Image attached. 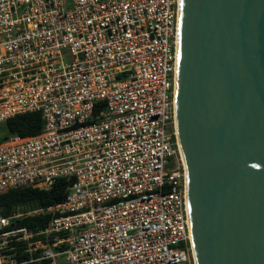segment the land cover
Returning <instances> with one entry per match:
<instances>
[{"label":"built area","instance_id":"2783aa9c","mask_svg":"<svg viewBox=\"0 0 264 264\" xmlns=\"http://www.w3.org/2000/svg\"><path fill=\"white\" fill-rule=\"evenodd\" d=\"M180 0H0V194L65 200L0 216V264H196L175 127ZM103 107L95 108V104ZM54 213L44 227L14 219Z\"/></svg>","mask_w":264,"mask_h":264},{"label":"water","instance_id":"95a60500","mask_svg":"<svg viewBox=\"0 0 264 264\" xmlns=\"http://www.w3.org/2000/svg\"><path fill=\"white\" fill-rule=\"evenodd\" d=\"M178 27L196 264H264V0H180Z\"/></svg>","mask_w":264,"mask_h":264},{"label":"trees","instance_id":"16d2710c","mask_svg":"<svg viewBox=\"0 0 264 264\" xmlns=\"http://www.w3.org/2000/svg\"><path fill=\"white\" fill-rule=\"evenodd\" d=\"M103 107V103L95 104V108ZM5 134L0 138V143L17 136L25 138L38 134L43 128V119L39 112L15 115L3 124ZM71 178L58 179L49 189L23 187L8 190L0 194V216H11L18 211H27L34 208H46L65 200L68 194ZM54 213L41 216H22L13 220L17 226L34 228L44 227L54 217Z\"/></svg>","mask_w":264,"mask_h":264},{"label":"bare ground","instance_id":"6f19581e","mask_svg":"<svg viewBox=\"0 0 264 264\" xmlns=\"http://www.w3.org/2000/svg\"><path fill=\"white\" fill-rule=\"evenodd\" d=\"M177 70V69H176ZM175 102H176V80H175ZM177 117H176V108H175V127H176V129H177ZM178 144H179V142H178ZM179 147H180V145H179ZM181 151V150H180ZM182 154V153H181ZM192 239V238H191Z\"/></svg>","mask_w":264,"mask_h":264},{"label":"rangeland","instance_id":"374dc122","mask_svg":"<svg viewBox=\"0 0 264 264\" xmlns=\"http://www.w3.org/2000/svg\"><path fill=\"white\" fill-rule=\"evenodd\" d=\"M5 134V130L3 128V125L0 124V138Z\"/></svg>","mask_w":264,"mask_h":264}]
</instances>
